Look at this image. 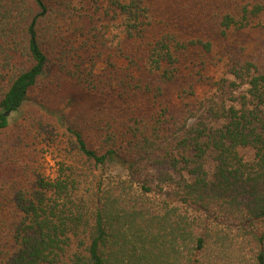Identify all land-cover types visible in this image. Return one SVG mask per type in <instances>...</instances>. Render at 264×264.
I'll use <instances>...</instances> for the list:
<instances>
[{
    "label": "trees",
    "instance_id": "16d2710c",
    "mask_svg": "<svg viewBox=\"0 0 264 264\" xmlns=\"http://www.w3.org/2000/svg\"><path fill=\"white\" fill-rule=\"evenodd\" d=\"M0 264H264V0H0Z\"/></svg>",
    "mask_w": 264,
    "mask_h": 264
},
{
    "label": "rangeland",
    "instance_id": "374dc122",
    "mask_svg": "<svg viewBox=\"0 0 264 264\" xmlns=\"http://www.w3.org/2000/svg\"><path fill=\"white\" fill-rule=\"evenodd\" d=\"M31 92L28 101L19 112L12 114V121L18 120L28 107L55 111L63 115L70 123L78 126L89 137L93 134L94 126L100 119L109 115L107 109L101 108L97 101L84 94L71 83L63 86H43ZM250 153V151H249ZM49 172L52 173L54 162L48 158Z\"/></svg>",
    "mask_w": 264,
    "mask_h": 264
},
{
    "label": "water",
    "instance_id": "95a60500",
    "mask_svg": "<svg viewBox=\"0 0 264 264\" xmlns=\"http://www.w3.org/2000/svg\"><path fill=\"white\" fill-rule=\"evenodd\" d=\"M10 113V111H8L6 114H9Z\"/></svg>",
    "mask_w": 264,
    "mask_h": 264
}]
</instances>
